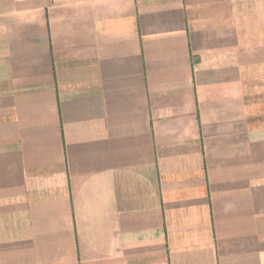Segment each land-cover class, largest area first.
I'll use <instances>...</instances> for the list:
<instances>
[{"label":"crops","instance_id":"obj_1","mask_svg":"<svg viewBox=\"0 0 264 264\" xmlns=\"http://www.w3.org/2000/svg\"><path fill=\"white\" fill-rule=\"evenodd\" d=\"M0 264H264V0H0Z\"/></svg>","mask_w":264,"mask_h":264}]
</instances>
